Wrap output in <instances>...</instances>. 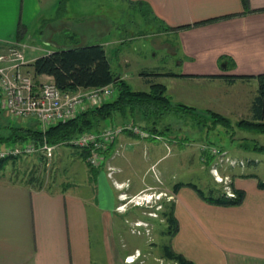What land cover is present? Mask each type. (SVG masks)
<instances>
[{
    "label": "crops",
    "instance_id": "0c3cea01",
    "mask_svg": "<svg viewBox=\"0 0 264 264\" xmlns=\"http://www.w3.org/2000/svg\"><path fill=\"white\" fill-rule=\"evenodd\" d=\"M58 2L59 0H0V51L9 42L18 41L24 44L25 57L30 62L34 57L58 46L88 43V38L112 30V22L101 18L82 27L83 21L70 15L48 17L46 13L53 12L48 11L49 7L55 8ZM128 2L146 5L149 16L172 27L164 29L177 36L183 55L178 61L183 65L180 75L184 77L182 79H187L184 80V98L193 104H197L195 99H191L195 92L186 81L210 79L218 81L217 85L222 88L226 85L236 86V89L229 92L226 89H223L225 93L220 90V94L215 89L218 93L215 98L207 99L214 105L209 109L214 108L211 110L227 116L233 105L241 102L243 86L250 81L257 83V79L235 78L232 83H228L223 77L206 74L264 72V0ZM37 22L44 23V26L37 27V31L43 35L44 32H50L51 35L58 33L69 42L54 41L53 36L47 37L46 43L52 44L48 47L29 42L28 30L31 24ZM183 24L189 25L182 26ZM19 26L24 27L20 37L17 35ZM116 40L119 39L103 38L99 42L105 47ZM172 48L177 50L176 47ZM35 50H43V53L33 55ZM124 62L128 63L126 59ZM117 73L127 80L126 72ZM35 79L42 82L52 79V76L43 73L38 74ZM144 141L145 138L127 132L115 137L110 144L109 155L105 158L106 162L114 166L111 178L113 190L103 181L105 177L101 176V169L94 174L90 170L83 176V181L79 182L91 186L93 193L95 188L91 197L93 200L84 193L80 185L79 190L75 184H62L56 188L33 186L0 177V264H91V229L96 227L94 216L97 213L104 216V226L110 230L103 237L105 249L114 253L112 257L109 256V264H132L125 257L134 251L126 247L124 242L120 245L121 249L118 248L111 231V221L114 213H124L123 209L115 207L117 194L132 196L141 190L146 193H162L167 203L173 204L178 228L172 235L171 247L195 264H264V188L258 185V180H264V177L261 178L257 171L259 163L247 162L251 163L253 169L246 167L247 164L228 168L232 189L243 191V199L239 204L211 203L189 188L183 187L180 192L166 188L165 192L158 185L144 180L133 185L120 161L132 166L137 156H141L138 151L140 145L143 149L141 158L145 162L154 165L161 158L154 146L145 144ZM160 173L157 170V174ZM101 186L108 187L110 194L107 193L109 198L105 203L100 196ZM118 197L122 200L126 198ZM138 248L135 245V249ZM136 254L137 252L134 256Z\"/></svg>",
    "mask_w": 264,
    "mask_h": 264
},
{
    "label": "rangeland",
    "instance_id": "374dc122",
    "mask_svg": "<svg viewBox=\"0 0 264 264\" xmlns=\"http://www.w3.org/2000/svg\"><path fill=\"white\" fill-rule=\"evenodd\" d=\"M48 11H53L50 14L46 13L48 17L70 15V17L79 18L80 21H83L82 27L97 18L111 21L112 30L110 32L88 38L86 41L93 43L99 42L103 38L119 39L105 45L107 57L114 71L126 72V79L133 89H148V80L162 82L172 101L182 102L200 110L214 107L212 102H208L207 99L215 98L218 94L217 91H214L215 89L219 91V94L223 89H226L227 92L236 89V86L219 87L218 81L210 79L197 82L186 81L193 87L195 93L191 99H195L197 104L186 100L184 98V80L187 79H182L184 77L180 75L183 72V65H180L178 61L183 55L178 45L177 36L174 33L166 32L165 29L172 28L168 23L156 21L149 16L146 5H133L128 0H59L55 8L49 7ZM50 19L48 18V20ZM42 25L44 26V23L31 24L28 30L29 42L48 47L52 45L50 42L46 43L47 37L50 36H53L54 41L69 42L58 33L51 35L50 32H44L43 35L39 30L37 31V27ZM172 46L177 50H172L174 49ZM41 52L43 53V50H35L32 54ZM125 59L128 63L124 62ZM170 73L177 77H173V74ZM256 89V81L254 83L250 81L243 86L241 102L233 105L231 112L227 114L233 124L239 118L248 117L250 114L249 105ZM114 94L109 98H112ZM202 94L203 96H201ZM192 118L194 116L189 112L180 115L167 114L165 121L169 124V129L166 135L149 132L153 136L149 134L144 137L136 134L140 138H145V144L154 146V150H157L158 156L161 158L154 165H151V162H145L141 158L143 149L140 145L138 151L141 156H137L132 162V166L128 162L120 161L119 163L124 166L125 173L131 177L133 185L136 186L141 180H144L158 185L167 192V189L173 190V184L176 182H190L197 185L205 195L209 193L217 195L220 192H227L229 189L233 190L230 182L231 176L228 174L229 165L227 162L229 160L243 161L246 162L245 165L247 162H258L257 171L261 178L264 177V149L256 151L239 146L244 139L250 143L256 141L258 144H264V132L236 125L233 129H226L221 124L202 125L196 123ZM10 122L28 125L34 121L30 119L12 121L0 107V135L8 133L5 126ZM122 122L119 116L114 120L107 118L101 128L107 125H119ZM124 132L135 135L130 131ZM4 144L0 142V146ZM213 147H216L214 151H212ZM80 149L70 144H59L50 154L35 151L9 156L0 169V177L25 183L31 178L33 182L29 184L33 186H38L41 183V186L56 188L62 184H75L76 189L79 190L80 185L84 193L91 198L95 193V188L93 193L91 186L88 187L83 182L80 184L79 182L83 181V176L90 172L89 168L93 167L97 170L101 169V176L105 177L103 181L107 182L113 190L114 183L111 178L114 174V166L106 162L105 158L97 166H92L87 161V154L84 159L79 155ZM208 154L212 156L210 163L205 161ZM218 162H222V164H218ZM239 162L234 167L241 166ZM244 164L243 166H245ZM248 166L253 169L251 163L246 165V167ZM214 167L215 169H213ZM157 170L161 172L160 175L157 174ZM183 187L196 192L189 185H182L177 191H183ZM100 193L103 203L108 201V187L102 188ZM118 195L120 198L126 197L125 200L119 199ZM114 196L116 195L114 194ZM91 200L93 199L91 198ZM167 202L162 193L154 191L146 193L145 190H141L132 196L125 193L117 194L115 207L123 209L124 213H114L111 231L119 249H121V243L124 242L126 247L134 251L131 254L134 261L130 263L172 264L162 256V245H171L172 238L169 233L170 224L165 221L162 214L163 210H167L169 204ZM124 215L126 220H124ZM94 218L96 227L91 229V264H109V256H113L114 253L105 249L103 237L104 234L108 235L110 230L104 226V216L97 213ZM135 245L139 248L135 249ZM135 252H137L136 257L134 256ZM113 264L116 263L113 262Z\"/></svg>",
    "mask_w": 264,
    "mask_h": 264
},
{
    "label": "trees",
    "instance_id": "16d2710c",
    "mask_svg": "<svg viewBox=\"0 0 264 264\" xmlns=\"http://www.w3.org/2000/svg\"><path fill=\"white\" fill-rule=\"evenodd\" d=\"M187 25L189 24L182 26ZM23 29V26L18 27V37L22 35ZM28 66L34 78L43 73L51 75L55 84L62 91H75L79 87L90 88L112 84L115 88V94L112 98H107L99 104L85 107L72 117L49 125L45 130L40 129L35 121L28 125L10 122L5 126L8 133L0 135L2 144L25 140H33L37 143H42L44 140L49 143H58L84 131L99 130L107 118L114 120L117 116L123 121L122 123L132 121L150 133L166 135L169 124L165 121V115L171 113L180 115L184 112L191 113L194 116L192 119L202 125L215 126L221 124L226 129H233L236 125L264 132V72L257 74H206L207 76L223 77L228 83H232L235 78L249 79L255 77L257 79L256 93L249 105L250 114L248 117L239 118L233 124L228 116L219 112L211 109L200 110L182 102L172 101L166 93L165 84L162 82L148 80V89H133L127 80L111 68L105 47L100 42L58 46L49 52L34 57ZM110 144L103 151L104 158L109 155ZM239 145L244 149L256 151L264 149V144H258L256 141L250 143L247 139H244ZM86 153L87 150L84 148L79 150V155L83 159ZM7 158L9 157L0 159V169L4 166ZM211 160L212 156L208 154L205 161L210 163ZM89 169L93 174L96 173V168ZM30 182H33L31 178L27 180V183ZM40 184L38 186H41ZM182 185L191 186L202 199L211 203L237 205L243 199V191L240 189L233 188V196H229L225 192H220L217 195L212 193L205 195L197 185L190 182L174 183L173 191H177ZM258 185L264 188V180L259 179ZM162 214L165 221L170 224L169 233L173 235L178 228L173 204H168L167 210H163ZM162 256L171 262L175 261L177 264H195L192 260L173 250L169 244L162 245Z\"/></svg>",
    "mask_w": 264,
    "mask_h": 264
},
{
    "label": "built area",
    "instance_id": "2783aa9c",
    "mask_svg": "<svg viewBox=\"0 0 264 264\" xmlns=\"http://www.w3.org/2000/svg\"><path fill=\"white\" fill-rule=\"evenodd\" d=\"M24 50V44L14 41L9 42L6 48L0 51V107L13 120L30 119L35 121L40 129L45 130L49 125L72 117L87 106L99 104L115 93L112 84L62 91L53 79L39 82L29 69V60L26 59ZM124 131L144 137L150 134L136 123L128 121L119 125H107L99 130L84 131L58 143H49L46 140L42 143L33 140L7 143L0 146V159L35 151L50 154L57 145L70 144L86 149L87 161L90 165L97 166L104 158L103 151ZM215 148L213 147L212 151ZM238 162L229 160L227 164L234 166ZM239 163L243 165L245 162ZM225 193L234 195L230 189ZM125 260L131 262L134 257L128 255ZM171 263L177 264L175 261Z\"/></svg>",
    "mask_w": 264,
    "mask_h": 264
}]
</instances>
